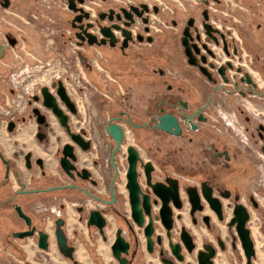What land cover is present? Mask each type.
I'll use <instances>...</instances> for the list:
<instances>
[{
	"label": "flooded vegetation",
	"instance_id": "obj_1",
	"mask_svg": "<svg viewBox=\"0 0 264 264\" xmlns=\"http://www.w3.org/2000/svg\"><path fill=\"white\" fill-rule=\"evenodd\" d=\"M158 1L159 0H75L77 7L82 8L85 13H88V16H83L81 21L74 22L75 17L83 13L80 11H75L73 8H71L70 0H0V86L5 80V72L7 70L20 69L26 64L24 62V54H30L29 52L31 51V47L26 44L31 39L29 40L27 34H23L26 22L25 19H28L27 21L29 22L31 20L33 21L34 18H37V16L33 15V13L36 12L33 6L35 7L36 4L49 5L47 7L52 6L54 8L61 6L67 10L66 13L71 16V19L68 20L66 17H64L67 20H64V23L58 22L55 15L50 16L49 19H46L49 21L48 23L57 22L59 33L58 37L60 38V41H64L63 43L66 45L67 49H71V51L75 52L77 55H80L81 63L85 60L86 55H95L98 54V52H117L126 59H136L133 50L138 48L136 51H140L146 48L154 52H159V54L153 55L157 61L155 63L151 62L153 66L152 71L157 74L159 78L166 79L171 77L168 75L167 71L168 67L172 66L171 64L175 60L174 58L163 56L160 51L154 47L157 38L155 33L156 29L154 27L158 26L159 31H161L163 34L170 32L174 34L177 33L180 37L181 43L179 57L180 60L185 63L186 76L190 77L191 75L193 76V72L196 73L194 81L191 78L192 82H194V85L191 86L192 82L189 78H179L181 83L180 90L182 92L176 97V99H173L171 94L175 91L176 86L175 83L169 82L167 84L168 88H166L164 97L158 102L160 106L158 107L157 111L151 112L148 109L149 111L147 112H151V114H147V121L142 123L134 122L132 120L131 113L127 112L126 110H123L124 114L118 115L121 116L120 123L131 121L135 125H133L135 128L142 129L145 127L152 131H158L174 139H182L183 141H186L189 144H194L195 146V152L189 155V160L191 163H193L195 171L185 178H183V176L178 172L173 173V170L170 167V155H175L176 153L180 152L176 149L177 147H172L174 148L172 149L174 151H170L168 149L166 150V155L168 157L166 156L167 159L163 161L162 175L159 173V171H157V166L155 165L154 160L148 159L146 161H151L153 163V182H165L166 178L169 176L178 178L179 180V193L181 200L183 201V207L178 209L171 202L174 217V225L171 229V237L168 236V230L160 217L163 203L161 199L154 193L153 188L149 185L144 166L145 177H143L142 173H139L138 179L141 177L146 183V187L144 188L139 179L142 191L151 195V216L153 217L155 226L153 237L156 240L155 251L153 253H150L147 249V238L144 233V226H138L132 217L130 200H127L129 201L130 205L129 212L126 210L124 211L123 206H120L119 208L114 207L118 201V196L115 191V184L117 179L120 177L118 159L117 164L119 175L115 179L112 189V192L116 197L115 202L106 204L102 200L91 198L87 194L88 198L96 201L98 206L95 205V208H89L85 203L80 205L79 211L82 214L80 219L87 225L90 212L93 209H100L108 220L105 230V235L107 238L104 239L103 234L100 233L97 227H87L89 231L91 229L93 235L95 233L101 236L104 242H108L109 240L108 228L110 227L111 220L108 218V216H115L119 220L123 221L125 219L123 223L124 225H121V227L116 229L115 239L117 230L122 228L123 235L130 241L131 244L129 254H122V257L127 258V264H138L141 260L140 255L142 253V243L141 238L139 237V230L144 233L147 251L150 254H155L157 251L159 252L158 257L160 264H162V259L164 257L174 260L176 264H193L191 259H188V255L195 256L198 260L199 251L205 250V245H213L216 248V254L214 257H212L213 264H215V258L219 253L218 249L220 248L221 250H226L227 248V242L224 239V236L216 232V230H222L220 224L226 226L228 230H233L235 228L237 231V223H234L233 225H230V223L236 215L237 205L241 204L247 208L250 214L247 226L251 229L249 224L252 217V210L260 211L264 207V116L262 118L258 115L264 114V87L261 86L262 83L260 81L262 77L261 73L257 70L256 64L253 65L250 63L251 53L246 48L242 36L239 34H237L238 36L234 35L231 30H227L226 25L228 23L224 20V18L210 10L209 6L212 2L215 3L219 8L221 0H162V4L164 3L162 7L160 5L161 3ZM172 2L175 4H172ZM140 12L143 13L142 16H138V13ZM176 12L178 16L176 15ZM162 16L163 22L160 26L158 23V17ZM180 16L182 17L179 18ZM205 16H208V19H205ZM218 19L221 20L224 28L222 27L221 29L214 24L213 21H217ZM133 20L134 22H132ZM127 21L131 22L130 26L125 25L124 22ZM40 22L41 21L39 19L33 23L37 24ZM206 23L211 24L212 27L217 31L207 32L205 27ZM113 24H119L121 28H112V32L116 38L115 43L112 46L110 39L105 37L103 28L110 27ZM80 26L83 27L79 28ZM122 28L130 31L131 38H129L127 41H125L126 35L123 33ZM186 29L187 33L191 36V40L188 42L189 46L183 45V37L185 36L184 33ZM88 34L93 35L99 41L105 40V42L103 44H90V37ZM74 44H76L75 47ZM255 58L258 59V56L256 55ZM99 64L102 65V62L99 61ZM94 65L97 66L91 61V66ZM26 68L23 69L24 72L26 71ZM246 73L251 75L252 83L246 80ZM58 80H62L65 84L63 79ZM58 80H54L52 84ZM42 87L43 86L40 87V91L38 93H36L37 91H34L32 96L27 99L28 101L26 104H22L23 110L28 109V106L30 107L29 114H34V119L36 122L37 118L33 112V109L38 107L35 105V103L38 102L34 100V96L40 95ZM180 100L187 102L188 106H180ZM5 102V109L2 108L0 103V114L3 113L2 110L5 111L4 114L6 127L10 133H13L19 128V123L17 122V118H11L10 115L24 113L20 108L21 105H17L18 110L11 107L8 95L5 99ZM249 102H253V104L259 107L261 111H253L250 113L247 108V103ZM161 109H164V111L162 112ZM164 113H170L178 116L179 122L182 126L181 135L174 136L159 129L153 128V118L156 115ZM184 114L188 116L194 115L193 121L197 125V129L193 130L188 123H184ZM249 114L255 115L251 116ZM25 119L26 116L21 117V122H23ZM11 121H15L16 123L13 131L9 130ZM47 121L49 122V125L38 124L37 122L39 129L36 132V138L40 142L46 144L49 143L48 132L50 126V120L47 119ZM143 123H149L150 125L138 127V125ZM40 132L45 134L43 139L38 137ZM169 147L170 146H167V148ZM0 151L4 154V156L11 160L9 176L6 177V165L4 160L0 157V246L3 247L2 250H5V245H15L14 241H28V239H32L34 244L39 248L38 241L40 230H44L49 234L51 248V238L54 240V236L56 238L57 244L56 221L58 218L65 220L62 228L68 235V220L65 212V204L67 199L62 197L54 198L56 206V208L52 211L54 212V217L51 219V224H49V227L47 228V217L53 216L48 213L51 211V209L47 207L50 202L44 201L41 202V204L33 207V210L36 212L35 214L26 210V207H29V204H32V200L25 204L24 202L20 201L21 196L30 195L33 193H42V191L29 190L27 189L26 185H20L19 188H15L13 190L11 186V176L12 174H14L15 177L17 176V174L13 173V171H17L14 168L15 162L12 158H9L5 154L2 145H0ZM184 154L185 153L182 152L181 157ZM33 157L34 156L32 155V161ZM38 159L40 158L37 157L35 159V164L37 165H39L37 163ZM142 160L143 163H146L144 162L143 157ZM31 163L33 166V162ZM143 163L140 161L138 166L139 164L143 165ZM181 166L182 167L180 168V171H183L182 173L188 172L186 165ZM42 167H44V160ZM110 167L113 166L111 165ZM156 173L157 175H155ZM92 180H95L93 178V174L90 180L86 181H89L93 185H97L98 181L96 180L97 183H93ZM192 187L195 188V195L197 199V210L195 211L194 215L191 214L192 204L188 195V189ZM5 190L7 191L8 195L5 194ZM21 190H29L30 192L21 193ZM186 196L188 203L186 202ZM261 196H263V201L260 199ZM15 198H18L20 202L16 201ZM112 199L113 194L111 199L106 201H111ZM156 200H158L157 203H155ZM188 204L189 215L193 225L200 230L202 227H205L210 232V234H212L214 239H204L202 234H200L198 240L197 234L194 233L188 225H186L183 214ZM16 206H21L23 211L31 217V225L32 227H36L33 236L23 239L13 236L14 232L27 231L31 228L27 225L25 219H23L18 214L15 208ZM219 207L222 210V219L219 217L217 209ZM5 208L13 213L12 216L6 218V220ZM177 211L178 213L180 212V214H177ZM40 213H42L43 216L38 217V214ZM16 214L21 218L22 226L16 228L13 232L11 231L13 229L9 228L8 225H12L14 216ZM177 219L181 220L179 223L182 222L179 227L180 231L182 232V228L186 226V228L193 235L195 243V249L192 253H188L185 250V247L183 248L182 253L186 256V259L183 262H180L176 259L170 248L171 241L175 243L181 242V232L177 238L173 237L176 224L178 223ZM149 220L150 216L146 215L145 225L149 223ZM158 236L162 237L161 244L157 243ZM234 238L235 241L232 242V245L235 248L237 236ZM255 238V246H257V237L255 236ZM75 240V235L71 237L68 235V246L75 247V259L71 260L67 258L72 262V264H74L77 260V245ZM103 241L100 242L98 252L107 264H112L113 262L111 260L110 252H108L110 262H108L100 252L102 243L107 245V248L109 249V245ZM260 241L263 242L262 249L264 250V241L261 239ZM166 243H168L170 250L166 248ZM223 246L224 248H222ZM27 249L30 252L32 251L30 245H27ZM162 249L164 250V254H160ZM257 255L259 258L260 255L258 254V248ZM255 257L253 258V261H255ZM260 260H258V262ZM117 262L120 264L118 260ZM221 264H227L225 258Z\"/></svg>",
	"mask_w": 264,
	"mask_h": 264
},
{
	"label": "rangeland",
	"instance_id": "obj_2",
	"mask_svg": "<svg viewBox=\"0 0 264 264\" xmlns=\"http://www.w3.org/2000/svg\"><path fill=\"white\" fill-rule=\"evenodd\" d=\"M158 2L161 3L160 5L162 7L164 4V3L162 4V0H159ZM172 4L175 3L172 2ZM47 6L49 5L36 4L35 7L33 6V8H35L36 11L33 13V15L37 16V18H34L33 21L31 20L32 22L31 21L28 22L27 21L28 19H25L26 22H25V29L23 34L24 33L27 34L29 40L31 39L26 44L29 47H31V51L29 52L30 54H24V62L26 64L22 68L11 69V70H7L6 72L4 71L5 80L0 88V103L2 105V108L5 109L6 108L5 99L8 95L11 107L17 109V105H21L20 108L23 110L22 104L27 103L28 100L19 99L18 94L21 93L22 90H24V86L22 85L19 88H15V89L13 88L15 87L14 76L17 77V74H20L23 71V69L26 67L28 68V71H26V74L22 73L19 79L26 78L28 80L32 78L33 82L36 80L38 84H34L35 88L32 89L33 91H37L36 93L39 92L38 91L39 87L46 85L51 87L52 86L51 84L54 80L63 79L65 81L69 94L75 100L79 109L78 116H72L73 129L79 130L80 128H85L87 130L88 137L92 141V147L90 148V152L95 155L103 156L104 163H106V165L110 167L111 166L110 157L114 148L115 141L106 132L105 126H103L107 123L108 119H106L103 114H99V110H97L98 111L97 112L93 108L95 107L94 102L92 104V101L96 98L97 99L99 97L105 98L103 93L101 92V89L99 88V84H98L99 81L98 79H96V77H94L95 80L92 79L93 81L89 80V78L84 73L80 55H77L75 52L71 51V49H67L66 45L63 43L64 41L63 42L60 41V38L58 37L59 33L57 28V22L48 23L49 21L47 19H49V17L53 15H55L56 20L60 23H64V20H66L64 17H66L68 20L71 19V16L68 13H66L67 10H65L61 6H58L57 8H54L52 6L50 7ZM219 12L222 13L223 16H228L225 9L221 7V4L219 5ZM219 16L222 17V15ZM181 17L182 16H180L179 18ZM162 18L163 16L158 17V23L160 24V26L162 25L163 22ZM39 19L41 21L40 23L37 24L33 23L38 21ZM154 28L156 29L155 32L156 37L158 35L163 34L161 31H159L158 26H155ZM75 45L76 44H74V47ZM154 47L157 48L159 51H161L160 48H158L156 45H154ZM136 50H138V48L133 50V53L137 57L136 59L133 58L123 61L125 62V65H127L128 71L127 72L123 71L126 74H123L122 80H124V83L127 86H131L129 88L130 90H132L134 97L136 94V93L134 94V92L138 91L137 92L138 100L136 99L135 101H133L134 106H127V104L129 103L124 104L122 103V100H121V104L124 110L131 113L132 120L134 122L142 123L144 121H147V117H148L147 114H151L152 111L153 112L157 111L158 107L160 106L158 102L160 99L164 97V94L166 93V88H168L167 84L170 82L169 80H171V77H168L166 79L159 78L158 75L152 71L153 66L151 62L155 63L157 61L156 58L153 57V55L159 54V52H154L146 48L140 51H136ZM250 55H251L250 63H252L253 65L256 64L258 72L261 73L262 79L260 81L262 83L264 82V64L263 62L259 61L260 60L259 55H258V59H256L253 54ZM92 63L94 64V62ZM96 63L97 66L99 65V68L97 69L100 70V72L107 74L105 68L102 65H100L99 62ZM169 70L170 67L168 71ZM193 73H194L193 76L192 75L191 76H192V80L194 81L196 73L195 72ZM168 75L171 76L169 72ZM172 80L173 83H175L176 89L174 92H172L171 97L173 99L174 98L176 99V97L180 95V93L182 92L180 90L181 83L179 81L180 79L178 78V76ZM193 85L194 82L191 83V86ZM117 89L118 90L114 93V95L110 93L106 94V99L109 100V102L111 99L119 101L118 98H121V96L124 95L123 87L120 86ZM24 96L27 98L28 94L25 93ZM133 96L132 98H134ZM112 100L111 102H113ZM143 103H146V108L149 109L151 112L148 113L146 111H143V107L145 106V104ZM35 105L41 106L40 103H35ZM41 108L45 110L44 107ZM247 108L250 113H252L253 111L254 112L261 111V109L257 107L255 104H253V102L247 103ZM29 109L30 107L28 106V109L23 110L24 114H11L10 117L17 118L18 119L17 122L21 127L23 123L21 122V117L26 116V118L34 119V114H29ZM2 112L3 113L0 114V122L5 123L6 125L5 114H4L5 111L2 110ZM109 115L111 114H106L107 118L109 117ZM249 115L253 116L255 114H249ZM258 115L262 118L264 116V114H258ZM52 116L54 115L50 114L49 120L51 119ZM125 122L127 123L125 124L127 126L126 140L122 150L123 153H121V155L118 154L120 175H122L125 180H127L126 178V173L128 170L127 148L129 145L136 146L140 150L144 160L146 161L148 159L154 160L155 165L157 166V171H159L161 175H162L163 161L167 159L166 150L168 149L170 151H174L172 150L174 149L172 147H177L176 149L179 150L180 152L176 153L175 155L174 154L170 155L171 158L169 163H171L170 167L173 170L172 172L180 173V175H182L183 178L188 177V175H191V173H194L195 167L193 163H191V161L189 160V155L195 152L194 144H189L186 141H183L182 139H174L168 137L158 131H152L145 127H143L142 129H138L131 126L129 122L127 121ZM19 130L20 129L18 128L16 129L15 132H18ZM167 146L170 147L167 148ZM182 152L185 154L182 155L181 157ZM181 165H186L188 172L182 173L183 171L182 172L180 171V168L182 167ZM155 175H157V173ZM260 199L263 201V196H261ZM30 200H32L31 197L28 199H24L22 202L27 204L29 203ZM16 201L20 202L18 198L16 199ZM34 204L35 203H32V208L26 207V210L35 214L36 212L33 210L34 209L33 207H35ZM122 206L124 211L126 210L129 212V206H130L129 201H127V204L124 203ZM55 208L56 206L54 207L53 205L52 209ZM188 208H189V204L184 210L183 218L189 225V228L193 230L194 233L197 234L198 240L200 234H202V237L204 239L205 238L214 239L212 234H210V232L205 227H202L200 230L193 225V222L191 221V217L189 215ZM251 213H252V217L249 225L251 226L252 234H253V228L255 227L253 238L256 244L255 236L257 237L256 250L258 248V254L260 255L259 258L261 259L260 260L257 255L254 259L255 260L254 262L255 264H257L258 260H260L258 264H264V250L262 249L263 242L260 241V239L264 241V207L260 211L252 210ZM12 214L13 213L10 210L5 208V220L6 218L12 216ZM177 214H180V212L178 213L177 211ZM50 215L53 216H50L52 218L47 217V223H48L47 228L49 227V224H51V219H53L54 217V212L53 213L50 212ZM41 216H43L42 213L38 214V217ZM112 218L113 219H111L110 221L111 222L110 227L108 228V230L111 232L109 236L110 239L108 240V242H104L102 237L99 236L98 234L94 233L93 235L90 229L88 241L91 243V245L86 246V244L84 243L89 258L87 259L79 258L77 252L78 258L76 256V259L77 261H79L80 264H88V262L90 264L91 263L107 264L106 261L102 258V256L98 252V248H99V243L103 241L104 243L110 245L109 252L111 253V244H112L111 242H113L112 238H113V229H114L112 227V223L113 222L116 223L115 218L114 217ZM186 218L188 219V221L186 220ZM124 221L121 220L122 226L124 225L123 224ZM180 221L181 220L177 219L178 223L176 224V229L173 236L174 238H177L181 232L179 227L182 222L179 223ZM71 223L72 220L70 219L69 220L70 225H68L69 230L71 228ZM21 226H22V220L17 214L14 216L12 225L11 226L8 225L9 228L13 229L11 230L13 232L15 231L16 228ZM220 227L222 230H216V232L224 236V239L227 242V248L226 250H221L220 248L218 249L219 253L215 258V262H216L215 264H221L224 258L226 259L227 264H246V260H247L246 255L236 229L234 228L233 230H228L226 226L221 224ZM138 232H139V237L141 238L142 249L144 252H147L144 233L141 230H139ZM235 236H237V243H236V247L234 248L232 242L235 241L234 238ZM51 242H52L51 248L48 251L36 250L35 247L37 246L34 244L32 239H28V241H14L15 245H10V246L5 245V251H1L3 247L0 246V264H63V263L72 264L70 260H68L65 257H62L58 245L56 244L55 236H54V240L51 238ZM27 245H30L32 250L31 252L28 251ZM166 248L170 250L168 243H166ZM155 254L159 256L158 251ZM140 256H141V260L139 261L138 264H160V260L156 259L154 263L153 261H146L142 253ZM188 259H191L193 264H198L197 257L188 255ZM111 260L114 264H119L117 260L113 257V255L111 257Z\"/></svg>",
	"mask_w": 264,
	"mask_h": 264
},
{
	"label": "crops",
	"instance_id": "obj_3",
	"mask_svg": "<svg viewBox=\"0 0 264 264\" xmlns=\"http://www.w3.org/2000/svg\"><path fill=\"white\" fill-rule=\"evenodd\" d=\"M221 7H223L228 14V16H223V14H221L224 20L229 25L231 24L230 26L235 29L237 34L242 36L244 44L246 45V48L249 50V52L255 57L256 55H259V61L263 62L264 64V0H221ZM155 45L160 48V52L163 56H168L169 58H174L175 60L171 64L172 66H170V70L168 71L171 75V80H169L170 83H173L172 79L177 76L178 78L185 77L191 80L192 77L186 76L185 63L182 62L179 57L181 43L180 37L177 33L174 34L170 32L158 35ZM98 53L99 54L95 55H86L85 60L82 61V66L84 73L89 78V80L93 81L92 79H94V77L98 79L99 88L105 97L103 98L98 96V99H94L92 104L94 102L95 107H92L96 111L99 110V114H103L106 119H109L110 117H116L121 114V112H123L124 109L122 108L121 100L124 104L129 103L127 106H134L133 101L137 99L138 91L134 92V94L136 93L134 97L132 90L129 88L131 86H127L124 83V80H122L123 74H126L123 71H128L127 65H125V62H123L124 60H127L126 58L122 57L121 54H118L117 52ZM91 61L96 65V62H102V66L105 68V71H107V74H104L97 69L99 68V65L91 66ZM120 86L123 87L124 95H122L121 98H118L119 101L111 99L113 102H111V100L109 102V100L106 99V94L110 93L114 95V93L118 90L117 88ZM132 96L134 98H132ZM143 104H145L143 111L147 112L148 109L146 108V103ZM106 114L111 115H109L107 118ZM21 127L19 125L20 130L18 132L14 131L13 133H10L5 123L0 122V145H2L5 154L14 160V168L17 170L13 171V173L17 174V176L15 177L14 174L11 176L12 189L14 190L15 188H19L20 185H26L27 189L29 190L48 189L51 186L61 187L54 191H42V193H33L30 195L21 196L20 201L31 197L33 201L32 203H35V206L41 204L42 201H49L50 204L48 208L51 209L50 212H52L53 205L55 207L54 198H66L67 201L65 204V212L68 220L67 231L70 237L74 235L76 237V256L77 252H79V258H89L85 244L86 246L91 245V243L88 241L90 231L86 223L80 219L82 214L79 211V207L84 203L89 208H95L98 206L96 201L88 198L85 189H87L90 193L100 196L102 199H111L113 194L111 186L115 173L114 168L109 167L106 165V163H104L103 156L92 154L90 150L83 151L81 148L77 147L79 166L90 169L93 173V178L97 180L98 183L97 185H93L89 181L80 178L72 180L66 175L60 164L62 148L71 140L65 128L60 124L59 120L55 116H52L50 119L48 144L42 143L36 138V132L39 129V125L35 119L26 118L23 121ZM28 152H32L34 156L32 168L27 167L25 156ZM37 157L44 160V167L41 168L39 165L35 164V159ZM126 181L127 180H125L122 175H120V177L117 179L115 191L118 196V201L114 207L119 208L124 203L127 204L129 192L126 188ZM68 184H75L84 189L79 190L70 187L62 188V186ZM5 194L8 195L6 190ZM29 207H32V204H29ZM50 212L48 213L50 214ZM108 218H110V220L113 219L110 215ZM114 218L116 223H112V227L114 228L112 238L113 241L115 239V230L122 225L121 220L115 216ZM70 219L72 220V223L69 230L68 225H70ZM186 220L188 221L187 218ZM185 223L188 225L186 221ZM110 233L111 232L108 230L109 239ZM35 248L38 251H42L38 247ZM100 252L106 258V260L110 262L108 254L109 249L107 248V245H101ZM142 254L146 261H153L155 263L156 259L159 260L157 254H150L148 251L144 252L143 249ZM110 256L112 257V250ZM88 264L90 263L88 262Z\"/></svg>",
	"mask_w": 264,
	"mask_h": 264
},
{
	"label": "water",
	"instance_id": "obj_4",
	"mask_svg": "<svg viewBox=\"0 0 264 264\" xmlns=\"http://www.w3.org/2000/svg\"><path fill=\"white\" fill-rule=\"evenodd\" d=\"M70 6L75 11H80L83 14L77 15L74 19L75 21H81L83 16H88V13H85L82 8H78L76 5L75 0H70ZM143 6V5H142ZM143 13H138V16H142ZM205 19H208V16H205ZM134 22V20L132 21ZM125 25L130 26L131 22L127 21L124 22ZM83 26H80L79 28H82ZM205 27L207 29V32H214L217 31L212 27L211 24L206 23ZM112 28L120 29L121 26L119 24H113L110 27H104L103 32L106 38L110 39L111 45L113 46L115 43V35L112 32ZM123 33L126 35L127 41L129 38H131V34L129 30L123 29ZM185 36L183 37V45L189 46V40H191V36L187 33V29L185 31ZM90 37L89 43H97V44H103L105 40H97L93 35L88 34ZM141 39V37H140ZM126 45V42H125ZM191 62V61H190ZM192 63V62H191ZM246 80L252 83L251 75L249 73H246ZM34 100L38 103H40L41 106L35 107L33 109V112L36 115L38 124H45L49 125V116L50 114H53L60 122V124L65 128L66 132L71 138V142L64 145L62 150V156L60 157V164L64 172L67 176H69L72 180H75L76 178H82L84 180H90L92 176V171L88 168H80L78 165L79 161V155L77 152V147L81 148L83 151H88L92 147V141L91 139H87V130L85 128H80L79 130H73L72 126V116H78L79 109L77 106V103L75 100L71 97L69 94L65 84L62 80L55 81L52 86H43L41 88L40 95L34 96ZM180 106L187 107V102H184L183 100L179 101ZM41 107H44L45 110H43ZM163 112L164 109H161ZM124 114V112H121V115ZM193 116H188L184 114L183 121L184 123H188L190 127L195 130L197 129V125L193 121ZM121 116L117 117H111L106 125L105 130L106 132L113 138L115 141L114 148L111 154V165L113 166L115 173L112 180V189L115 182V179L119 175V169L117 164L118 154H120L123 150V145L126 140V134L125 129L120 123ZM153 128L159 129L161 131L166 132L167 134L178 136L182 134V126L179 122V118L176 115L170 114V113H164L156 115L153 118ZM129 124L133 126L134 124L129 121ZM15 121H11L9 125V130L13 131L15 128ZM149 123H143L138 125V127L148 126ZM135 126V125H134ZM137 126V125H136ZM45 134L39 133L38 137L40 139H43V136ZM128 151V170H127V183L126 188L129 192V200L131 204L132 209V217L136 224L140 227L144 226V233L147 238V249L150 253H153L155 251V243L156 240L154 239V232H155V226L153 222V217L151 216V195L149 193H144L141 189V185L139 183V172H138V163L142 161V156L140 153V150L134 146L130 145L127 148ZM32 152H28L25 156L27 167L31 168L32 166ZM0 157L4 160L6 165V177L9 176V170H10V162L11 160L8 159L4 154L0 151ZM37 163L42 167L43 166V159H38ZM143 166L145 167V171L147 174V179L149 185L153 188L154 193L161 199L163 206L161 208L160 217L167 228L168 236L171 237V229L174 225V217H173V208L171 206V202L173 205L181 209L183 207V201L181 200L180 193H179V180L178 178H174L172 176H169L166 178L165 182L157 181L153 182L152 177V171L154 170L153 163L151 161H148L146 163H143ZM93 183H97L96 180H92ZM76 188L79 190H82L84 188L75 185V184H68L66 186H62V188ZM60 187H50L49 189H39L35 191H46L50 190L53 191L54 189H57ZM21 193H28L29 190H21ZM85 192L94 199L102 200L106 204H111L115 202V194L113 193V199L111 201H106L98 197L96 194L90 193L87 189H85ZM188 195L190 202L192 204L191 214L194 215L195 211L197 210V199L195 195V188H189L188 189ZM158 200L155 201L157 203ZM16 211L18 214L25 219L27 222V225L31 227L27 231H19L14 232L13 236L16 238H26L33 236L35 233L36 227H32V219L29 215H27L21 206H16ZM219 217L222 219L223 214L221 208H217ZM149 215L150 220L147 225H145V216ZM250 218V214L246 207L239 204L237 205L236 209V215L233 218L230 225H233L234 223H237V232L241 239L243 249L245 251V255L247 257V264H254L253 258L257 255V250L255 246V240L253 238V234L251 229L247 226V222ZM107 217L102 213L100 209H93L90 212L89 219L87 222V226H95L99 229L100 233L103 234L104 239H106L105 230L107 226ZM57 230H56V236H57V244L58 248L60 250V253L68 259H75V247L74 246H68V235L66 231L62 228V226L65 223V220L62 218H58L57 221ZM181 242H170V248L172 250L173 255L176 257V259L180 262H183L186 259L185 254L182 253L183 248L185 247V250L188 253H192L195 249V243L193 239V235L191 232L184 226L182 228L181 232ZM157 243H162V237H157ZM130 241L123 235L122 228H119L116 232V239L111 245V250L113 253V256L120 262V264H127L128 260L126 257H122V254H129L130 249ZM38 246L40 249L44 251H48L50 248V241H49V234L44 231H39V241ZM224 248V246L222 247ZM160 254H164V250L162 249ZM216 254V248L213 245H205V250L199 251L198 254V264H213L212 257H214ZM74 264H80L77 260ZM162 264H176L174 260H171L169 258H163ZM190 264V263H188Z\"/></svg>",
	"mask_w": 264,
	"mask_h": 264
},
{
	"label": "built area",
	"instance_id": "obj_5",
	"mask_svg": "<svg viewBox=\"0 0 264 264\" xmlns=\"http://www.w3.org/2000/svg\"><path fill=\"white\" fill-rule=\"evenodd\" d=\"M209 8H210V10H211L212 12H214V13H218V15H221V14H222V13L219 12V8L216 6V4L213 3V2H212L211 5L209 6ZM213 22H214V24H215L217 27H219V28H221V29H222V27L224 28V26L222 25L220 19H218L217 21L214 20ZM226 29H227V30H231V31L233 32L234 35H237V32L235 31V29H234L232 26H230V25H226ZM237 36H238V35H237ZM25 70L28 71L27 68H26ZM26 71L24 72V70H23L21 73H25V74H26ZM21 73H20V74H17V77L14 76V78H15V79H14V86H15L14 89H15V88H19L20 86L23 85V86H24V90H22V92L18 94V97H19V99H21V100H27V99H28L29 97H31L32 94L34 93V91L32 90V89L35 88V87H34V84H38V83L36 82V80L33 82L32 78H31V79H28V80H27L26 78H21V79H19ZM29 80H30V81H29ZM65 80H66V79H65ZM260 84H261V83H260ZM261 86L264 87V82H262ZM38 91H40V87H39ZM25 93L28 94V97H27V98L24 96ZM25 104H26V103H25ZM8 113H10V112H8ZM121 124H122V126L124 127V129H125V134L127 135V126L125 125V124H127V123H126V122H123V123H121ZM86 138L89 139L88 134H87ZM123 146H124V145H123ZM121 153H123V151H122ZM121 153H120V155H121ZM127 158H128V155H127ZM144 162H146V160H144ZM138 170H139V173H142L143 177H145L144 167H143L142 164H139V166H138ZM139 179H140V181H141L143 187L145 188V187H146V183H145V181H143L141 177H139ZM185 198H186V202L188 203L187 196H186Z\"/></svg>",
	"mask_w": 264,
	"mask_h": 264
}]
</instances>
